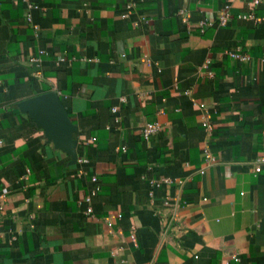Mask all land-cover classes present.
Returning a JSON list of instances; mask_svg holds the SVG:
<instances>
[{
	"label": "crops",
	"instance_id": "0c3cea01",
	"mask_svg": "<svg viewBox=\"0 0 264 264\" xmlns=\"http://www.w3.org/2000/svg\"><path fill=\"white\" fill-rule=\"evenodd\" d=\"M0 264H264V0H0Z\"/></svg>",
	"mask_w": 264,
	"mask_h": 264
},
{
	"label": "water",
	"instance_id": "95a60500",
	"mask_svg": "<svg viewBox=\"0 0 264 264\" xmlns=\"http://www.w3.org/2000/svg\"><path fill=\"white\" fill-rule=\"evenodd\" d=\"M33 125L43 132L44 138L55 149L68 155L71 163L77 161V127L55 92H48L25 99L17 105Z\"/></svg>",
	"mask_w": 264,
	"mask_h": 264
},
{
	"label": "built area",
	"instance_id": "2783aa9c",
	"mask_svg": "<svg viewBox=\"0 0 264 264\" xmlns=\"http://www.w3.org/2000/svg\"><path fill=\"white\" fill-rule=\"evenodd\" d=\"M229 17H230L229 12L227 10H224L219 18V25L221 26L226 25ZM246 17L247 16H244V18ZM158 128H159V125L157 123H149L142 129V134L145 138H149L153 133L157 131ZM259 170H260V167L255 168V172H259Z\"/></svg>",
	"mask_w": 264,
	"mask_h": 264
}]
</instances>
